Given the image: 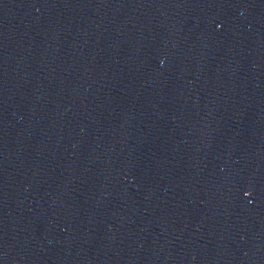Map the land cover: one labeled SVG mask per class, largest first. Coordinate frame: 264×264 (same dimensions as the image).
Returning <instances> with one entry per match:
<instances>
[{
  "label": "water",
  "instance_id": "water-1",
  "mask_svg": "<svg viewBox=\"0 0 264 264\" xmlns=\"http://www.w3.org/2000/svg\"><path fill=\"white\" fill-rule=\"evenodd\" d=\"M0 264H264V0H0Z\"/></svg>",
  "mask_w": 264,
  "mask_h": 264
}]
</instances>
